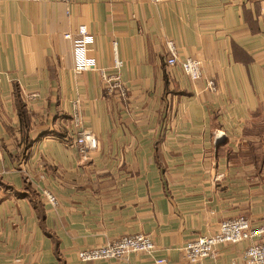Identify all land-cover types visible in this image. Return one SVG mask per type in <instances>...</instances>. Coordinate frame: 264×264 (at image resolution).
Segmentation results:
<instances>
[{"label": "crops", "instance_id": "obj_1", "mask_svg": "<svg viewBox=\"0 0 264 264\" xmlns=\"http://www.w3.org/2000/svg\"><path fill=\"white\" fill-rule=\"evenodd\" d=\"M80 28L95 68L76 73L65 34ZM169 42L201 61V79L166 65ZM76 111L99 142L88 159L73 145ZM259 145L264 0H0V264H192L182 248L222 221L264 223ZM141 233L155 252L78 257ZM249 246L219 245L199 264H248Z\"/></svg>", "mask_w": 264, "mask_h": 264}, {"label": "built area", "instance_id": "obj_2", "mask_svg": "<svg viewBox=\"0 0 264 264\" xmlns=\"http://www.w3.org/2000/svg\"><path fill=\"white\" fill-rule=\"evenodd\" d=\"M39 1V0H34ZM68 1V0H67ZM160 4L170 0H152ZM65 38L73 41L76 50V73H83L94 70L95 62L86 55L88 46L93 42L92 36L85 28H80L76 33H67ZM168 56L165 60L168 67H179L187 78L197 81L202 78V63L197 59L186 58L181 60L176 45L173 42L167 44ZM123 62L115 58L114 68L120 70ZM101 76L106 83V91L110 94L118 92L120 96L127 98L128 89L123 85L119 75H107L101 71ZM211 91L217 90L214 80L207 83ZM35 96V95H31ZM74 133L73 145L78 148L80 156L88 159L90 152L98 149L99 142L93 133L83 127V119L79 112L74 114ZM47 201L52 206L58 205V200L54 194L45 191ZM250 242L245 256L248 264H264V223L260 226H254L251 221L244 217L224 220L220 223L217 232L209 237H201L189 241L183 248V254L187 262L192 264L202 263L204 260L212 257L219 245H235L241 242ZM156 245L151 235L136 234L125 235L109 243L90 247L78 252L80 261L85 263H94L97 261L127 259L131 254H151L155 252ZM165 260H158V264H164Z\"/></svg>", "mask_w": 264, "mask_h": 264}, {"label": "rangeland", "instance_id": "obj_3", "mask_svg": "<svg viewBox=\"0 0 264 264\" xmlns=\"http://www.w3.org/2000/svg\"><path fill=\"white\" fill-rule=\"evenodd\" d=\"M252 156L255 160V162H262L263 167L264 168V148H261V146L259 145V147H257L256 149L253 150L252 152Z\"/></svg>", "mask_w": 264, "mask_h": 264}, {"label": "trees", "instance_id": "obj_4", "mask_svg": "<svg viewBox=\"0 0 264 264\" xmlns=\"http://www.w3.org/2000/svg\"><path fill=\"white\" fill-rule=\"evenodd\" d=\"M21 115H23V113L21 112Z\"/></svg>", "mask_w": 264, "mask_h": 264}]
</instances>
